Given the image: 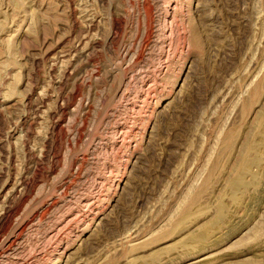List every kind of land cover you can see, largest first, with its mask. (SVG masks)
Listing matches in <instances>:
<instances>
[{"label": "rangeland", "instance_id": "obj_1", "mask_svg": "<svg viewBox=\"0 0 264 264\" xmlns=\"http://www.w3.org/2000/svg\"><path fill=\"white\" fill-rule=\"evenodd\" d=\"M139 8L140 19L144 10L152 17L153 37L141 55L133 49L122 59L120 46L139 35L128 0H0V195L31 165L25 151L50 114L64 132L79 131L69 148L58 135L52 167L27 172L23 201L1 234L28 221L26 264L74 256L146 264L156 255L153 264L182 257L189 264L185 257L200 249L194 260L264 238V0H145ZM88 18L96 20L91 30ZM28 126L23 145L12 130ZM248 215L230 232L235 217ZM132 219L144 225L139 240ZM57 226L64 229L48 241ZM200 232L207 240L192 243ZM16 256L3 254L0 264H17ZM233 261H264V250L223 263Z\"/></svg>", "mask_w": 264, "mask_h": 264}, {"label": "bare ground", "instance_id": "obj_2", "mask_svg": "<svg viewBox=\"0 0 264 264\" xmlns=\"http://www.w3.org/2000/svg\"><path fill=\"white\" fill-rule=\"evenodd\" d=\"M144 4H145V0L142 1V4L139 2V0H135V3L131 2L130 0H128V5L130 6V10L132 12L134 11L135 13H137L135 29H136L137 32H139V35L135 37V39L132 41V43H130L128 45H121L120 46L119 55H120V57L122 59H125L128 55H130L131 52H133V49H134V53H136L137 55H141L143 50H144V48H145V46L147 45V42L151 39L152 33H154V31H153L154 29H153V26H152V17L150 15V13H147V10L146 11L144 10L143 19H140V8H139V6L143 7ZM75 11H76V13H78L79 16L86 17V10L83 8V6L81 8V5L77 4V6H75V8H74V12ZM93 18H91V19L88 18L89 20H87L88 22H87V26L86 27H88V29H90V30H91V28H93V25H94V23L96 21V20L94 21ZM86 19H87V17H86ZM118 23H119V21L117 19H114V20L111 21V24H112L111 26L114 29H117ZM85 25H86V23H85ZM114 33L112 34V36L115 35ZM78 41L81 42L82 40L78 39ZM153 41H154V39H153ZM77 43H79V42H77ZM152 45H154V44H152ZM64 72L65 71H63V73ZM122 87H124V86H122ZM44 92H45V90H44ZM44 92L43 91H39L38 93L35 94V97L37 99L38 105H40V106L44 103V99H45V96H46ZM31 95H32V93H30L26 97L27 101L30 100ZM56 96H58V95H56ZM36 99H34V100H36ZM56 101L58 102V100H56ZM60 104H62V103H60ZM60 104L57 107H59L58 108L59 110L60 109L62 110L63 106L60 105ZM38 117H40V116H38ZM49 118H50V122L46 126L45 130L43 131V135L40 134V133H39L40 135L36 134L37 136L39 135L38 138H37L38 141H37L36 146H34L32 149L29 148L30 150L26 149V150H29L28 152L25 151L26 152L25 154L27 156L26 158L29 159L31 165L26 167L23 164L21 172H19L17 178L15 177L16 179L14 181L13 186L10 188V190L6 189L7 192H5L4 194L2 193L3 195H0V256L3 255V254L4 255H10V254L17 255L16 256L18 258V260L16 261L17 264H26L27 263V261H26L27 257L25 258L22 255V252H24L25 247L22 245L21 239H22V235H23L22 233H24L25 229H27L28 221H26V220L17 221L15 223L11 224L10 231L8 232V234L4 233L6 235L3 238H2L3 235L1 236V234H3L4 230L8 226H10L11 217L13 216L14 212L18 208L16 206L17 203H20L19 202L20 200L23 201L22 199H23V197L25 195V191H26V189L29 186L28 179L26 178V175L28 174L27 172L31 171L32 174L35 173L37 171V169L40 167V165H42L45 162L48 163L51 167L53 166L54 160L57 157V153H58L57 152V146H58V144H57L58 143V138L57 137H58V135L62 134V132H63V137L65 139V147H68V148H69V146H71L70 145L71 144L70 137L73 140L74 137H77V135L79 134L78 130L76 131L74 136H72L71 133L68 134L69 133L68 131L64 132L61 124L59 122L55 121V120L53 121V116L51 114L49 115ZM30 130H31L30 126H28L23 131L19 130L16 127L12 131H13V136L16 135V138H18L19 141L22 142L23 145H24V144H26V141H28L30 139V136H29L30 135ZM227 144H228L227 146L229 147V143H227ZM72 163L76 164L75 161H72ZM250 163H251V161H250V159H248V156H247V158L243 159L242 162L240 161L239 166L236 168L237 169V172L235 173L236 177L234 178V180H233V182L231 184V188L232 189L237 188L241 184L242 178L245 175V173L247 172L248 167L250 166ZM29 168H30V170H28ZM0 183H1V181H0ZM262 203L260 204V206H261V209H263V214H264V204H262ZM45 208H46V206H45ZM39 211H40V208H38V209L34 210L33 212H31L30 218L39 215V213H40ZM262 216H259V218L260 219H264V215H262ZM181 218H180V220H181ZM250 218H252V217H250ZM250 218H249V215L247 216L246 220H243L244 218L242 219V217H238V218L235 217L234 220L232 221V224H231L232 229L231 230L229 229L230 232L238 230L241 226L246 224V222L249 221ZM184 221H186V220H184ZM123 222H124V220H123ZM125 223H126V221H125ZM128 223L132 224V226H133V227L131 226L132 227L131 233L134 235L133 237L136 240L138 238V236H139L138 235V231L140 229H142V227L144 225L142 226L143 223H141V221H139V220L138 221L137 220L134 221L133 219L130 220ZM174 225H175V223H174ZM125 226H127V225H125ZM176 226H177V224L174 227H176ZM182 226H183V224H182ZM62 228H63L62 226H60V227L57 226L56 228H54L52 230V232H49L47 234V237H49L48 241H50V238L57 237L59 235V233L61 232ZM161 228H163V227H161ZM175 231H176V229H175ZM208 235H209V232H204V233L200 232V233L194 235V237L191 238V242L192 243H195V242L196 243H203L205 240H207L206 238L208 237ZM138 240H139V238H138ZM216 241H218V242L215 243L214 246H217L218 243L220 242L219 241V236H218V238L215 239L214 242H216ZM256 249L257 250L258 249L264 250V238L263 237L255 239L254 242L252 241V244L248 245L247 247L242 248L238 252H232V253H229V254H224L222 252H219V253L207 256L205 258H200V259L194 260V259H196V257H198L199 254H202L203 251H201V249H200L198 252H196V254L193 253L190 256L187 255L185 258L188 257L190 259L191 262L189 264H242V262H240V261H233L232 263H229V262L223 263V262L226 261V260H230V259H237L240 256H244V255H248V254L250 255L251 253L256 251ZM27 254H28V251H27ZM63 254H64V248H63V246L61 244H59L54 249L53 254L51 256L54 259H56V261H60L59 259H61ZM89 255H90V253H89ZM156 256H158V255H156ZM156 256H151L150 260H148V262L146 264H153V262H155L157 260ZM173 257H175V255ZM86 258L87 257H85V259ZM183 258L184 257L168 259L162 264H181L185 260ZM13 259H14V257H13ZM87 261L88 260H86V262ZM83 262H84L83 257H78L77 258V256L76 257L74 256L66 264H83ZM159 262H161V261H159ZM13 263H14V261H13ZM143 264H145V262ZM249 264H264V261H253V262H250Z\"/></svg>", "mask_w": 264, "mask_h": 264}]
</instances>
